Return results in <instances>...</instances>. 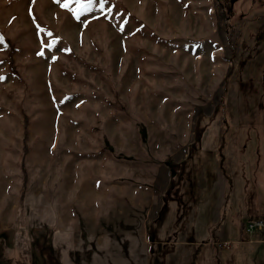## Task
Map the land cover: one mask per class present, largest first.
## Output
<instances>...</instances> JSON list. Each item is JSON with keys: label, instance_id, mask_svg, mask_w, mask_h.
<instances>
[{"label": "rangeland", "instance_id": "obj_1", "mask_svg": "<svg viewBox=\"0 0 264 264\" xmlns=\"http://www.w3.org/2000/svg\"><path fill=\"white\" fill-rule=\"evenodd\" d=\"M263 59L264 0H0V264H264Z\"/></svg>", "mask_w": 264, "mask_h": 264}, {"label": "trees", "instance_id": "obj_2", "mask_svg": "<svg viewBox=\"0 0 264 264\" xmlns=\"http://www.w3.org/2000/svg\"><path fill=\"white\" fill-rule=\"evenodd\" d=\"M259 70H260V87L262 88V90L264 91V59H263V61L261 62V65H260V68H259ZM222 161H223V156H220V162H219V164L220 163H222ZM220 168H221V171H222V173L225 175V172H224V168L223 167H221V165H220ZM228 182H229V180H228ZM227 202V195H226V198H225V203ZM225 203H224V205H225ZM223 206H222V208H221V211H220V213H221V216H222V212H223ZM220 219H221V217H220ZM203 244L202 243H198V244H196L195 245V249H194V251H193V253H192V261H191V264H195L194 263V260L197 258V255H198V251H199V249L200 248H203V246H202Z\"/></svg>", "mask_w": 264, "mask_h": 264}, {"label": "built area", "instance_id": "obj_3", "mask_svg": "<svg viewBox=\"0 0 264 264\" xmlns=\"http://www.w3.org/2000/svg\"><path fill=\"white\" fill-rule=\"evenodd\" d=\"M263 224H264L263 220L255 219L252 221H247L244 227L247 232H251L255 229H260L261 227H263Z\"/></svg>", "mask_w": 264, "mask_h": 264}, {"label": "snow or ice", "instance_id": "obj_4", "mask_svg": "<svg viewBox=\"0 0 264 264\" xmlns=\"http://www.w3.org/2000/svg\"><path fill=\"white\" fill-rule=\"evenodd\" d=\"M89 2H91V0H89ZM62 7H66L67 6V4L65 3V4H63V5H61ZM101 7H103V4H101ZM53 46V44H49L48 45V47H52ZM53 59H56L55 57H53ZM0 79H3V77H0Z\"/></svg>", "mask_w": 264, "mask_h": 264}, {"label": "crops", "instance_id": "obj_5", "mask_svg": "<svg viewBox=\"0 0 264 264\" xmlns=\"http://www.w3.org/2000/svg\"><path fill=\"white\" fill-rule=\"evenodd\" d=\"M222 173V172H221ZM223 174V173H222ZM224 175V174H223ZM220 211H221V206H219V211H218V214H219V219H220Z\"/></svg>", "mask_w": 264, "mask_h": 264}, {"label": "bare ground", "instance_id": "obj_6", "mask_svg": "<svg viewBox=\"0 0 264 264\" xmlns=\"http://www.w3.org/2000/svg\"><path fill=\"white\" fill-rule=\"evenodd\" d=\"M245 226V225H244Z\"/></svg>", "mask_w": 264, "mask_h": 264}]
</instances>
